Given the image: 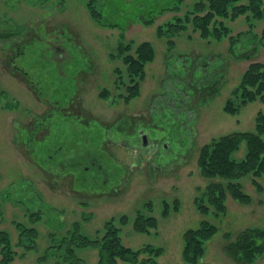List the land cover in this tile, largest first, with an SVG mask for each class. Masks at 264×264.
Instances as JSON below:
<instances>
[{
    "label": "rangeland",
    "instance_id": "rangeland-1",
    "mask_svg": "<svg viewBox=\"0 0 264 264\" xmlns=\"http://www.w3.org/2000/svg\"><path fill=\"white\" fill-rule=\"evenodd\" d=\"M87 1L0 0V229H5L15 241L17 230L13 221L30 224L25 205L18 202L22 194H26L28 205L44 211L42 219L35 223L36 248L17 256L12 264H53L55 259L51 256L38 260L52 243L50 232L59 235L78 221L82 232L94 236L107 219L122 214L130 218L127 224L119 225L123 243L132 248L145 243L163 247L158 264H189L182 258L183 234L204 217L218 230L206 241L199 263L237 264L223 250L225 233L230 232L234 238L245 227L264 228V190L257 192L251 176L241 177L239 182L251 196L250 203L242 204L228 195L225 213L201 215L194 197L197 187L206 186L209 179L199 171L197 154L210 138L252 130L256 113L264 110L261 100L247 103L235 114L223 109L247 66L253 61L264 62V39L253 36L261 34L264 19L246 12L226 20L230 33L237 36L236 55L251 52L256 46L251 58H237L226 37L207 42L191 27L175 35L174 46L167 49L165 37L156 35L157 25L171 19L173 13L154 14L153 23L145 24L139 11L155 12L171 0H96L97 9L116 26L94 21L86 8ZM194 1L182 0L178 13ZM57 35L63 41L58 42ZM142 41L153 43L154 59L145 67L139 94L126 100L120 96L127 93L124 82L130 83L123 58L134 53V47ZM120 42H131V48L121 50ZM21 45L22 54L15 48ZM217 56L219 62L214 66ZM190 57L199 58L201 63L198 69H190L194 75L214 66L213 69L223 71V78L219 92L208 102L199 104L197 95L190 96L185 103L175 105L173 98L166 102V109L172 114L185 111L181 126L188 133L187 144L172 141L162 154L159 152L165 150L163 141L155 142L158 147L150 152L142 145L141 137L136 138L134 147H127L126 142L122 143L126 147L109 144L104 137L106 132H113L115 139L122 137L115 129L118 117L145 122L154 119L158 104L155 95L163 97L164 91L176 86L168 73L186 74V68H191ZM120 72L124 79H118ZM214 76L216 80L218 72ZM38 121L45 124L39 128ZM31 129L38 130L30 153L24 139ZM148 138L150 144L154 142ZM244 151L242 142L233 155L239 159ZM50 155L53 157L49 159ZM48 160L50 171L57 176L41 168ZM59 163H66L64 170L57 168ZM96 166L102 167L101 173ZM158 167L160 170L156 171ZM104 172L108 176L106 188L99 184ZM18 180L25 182L18 184ZM257 181L263 185L264 175ZM10 185V194H6ZM19 189L23 190L17 192ZM174 200L179 202L178 209L163 216V201ZM146 202L151 203V211L144 208ZM136 209L154 215L157 228L147 234L136 232L132 228ZM48 210L56 216L50 217ZM57 217L62 226L59 223L60 227L54 229L52 224ZM48 220L51 224H47ZM15 249L22 251L17 246ZM77 253L85 264L96 263V249L81 248ZM251 264H264V253Z\"/></svg>",
    "mask_w": 264,
    "mask_h": 264
},
{
    "label": "trees",
    "instance_id": "trees-1",
    "mask_svg": "<svg viewBox=\"0 0 264 264\" xmlns=\"http://www.w3.org/2000/svg\"><path fill=\"white\" fill-rule=\"evenodd\" d=\"M86 8L89 16L98 24L103 26H116L115 23H110L111 21L103 16L101 10L97 9L96 0H88L86 2ZM181 10L182 0H171L170 4L160 7L155 12L151 9H145V13H143L141 9L139 15H143L142 19L145 24H152L154 14H161L167 11L173 13L171 19L157 25L156 35L160 38L165 37L168 45L167 49L174 46L173 37L175 35L191 27L193 31H198L199 36L206 39L207 42L226 37L230 43L229 46H231L229 47L230 51L234 52L237 36L230 33L231 29L226 24V20L234 19L236 16L246 12H251L258 19H264V0H196L190 7L183 10L182 13H178ZM260 33V35L253 36L264 39V26ZM56 37H58V42L63 41L59 35ZM255 47L254 45L251 52L245 51L239 56L235 52L234 54L237 58H251ZM15 48H17V52L20 51V54L23 53V45L16 46ZM119 48L121 50H128L131 48V42H128L127 45L120 42ZM154 55L155 48L153 43L150 41H142L134 47V53L124 56L123 62L126 65L125 72L130 83L124 82L127 93H121V95L119 94L120 96L129 100L139 94L140 82L145 75V67L153 61ZM218 58V56L214 57V66L219 62ZM199 65H201L199 58L193 59L190 57L191 68H186V74L181 71L169 72L168 76L172 84L174 83L176 86L171 87V90L167 89V92L164 91L163 97L155 95V98H158V104L155 107L157 109L153 113L155 120L145 122L141 119H136L134 122L135 127L131 126L132 129H142V131L147 132L151 139L168 143V146L163 145V149L165 150L163 152L160 150L159 153L161 154L166 152V149L172 141L174 143L179 142L182 146H185L189 139L188 133L183 131L181 126L186 118L185 111H182L181 114H172L170 109H166V102L170 98H173L172 103L175 105L181 102L185 103L190 96L197 95L199 97V104H202L216 96L222 86L223 71H217L213 69V66L210 70L205 69L202 71L203 73L194 75L190 69L196 70ZM213 70L218 72L219 77L216 80H214L215 72ZM187 74L189 75L186 80ZM119 78L124 79L123 73L120 72L118 74ZM255 100L264 101V62L261 61L251 62L241 73L239 81L232 88L223 109L225 112L235 114L242 106ZM190 112H192V109ZM118 118V120H115V125L126 126L127 124H132L131 118L124 116ZM37 126L41 128L40 124ZM179 129H181V134H179ZM35 130L38 129L27 131V138L26 140L24 139L30 153L34 148ZM165 131L166 133L161 135ZM125 136L126 134L124 133ZM126 138L127 141H125ZM126 138H122L121 140L125 141L127 144L125 142L124 144L128 147L130 146L129 137ZM163 142L162 144L165 143ZM242 142L245 144L244 154L241 158L236 159L233 154L240 150ZM122 143L115 144L123 145ZM143 146L147 149L145 145ZM51 153L54 154V152ZM161 154L158 156L159 158ZM52 157L53 155H50L48 158L50 159ZM157 161L154 158L153 162H156V165ZM50 165L51 162L48 160L47 164L43 167L41 166V168L57 176L58 174L50 171L52 167ZM65 165L66 163H59L57 168L64 170ZM197 165L201 175L209 179L206 186L197 187V193L194 197V204L201 215L204 216L209 213L219 215L225 213V201L228 195L242 204L250 203L251 196L243 190L239 179L249 175L252 178V183L257 192L264 190V184L262 185L257 181L258 178L264 175V110H259L256 113L254 128L252 130L231 131L219 137L210 138L209 141L204 142L198 150ZM159 168L156 171H159ZM101 181H99L100 186L106 188V185H103ZM17 182L18 184H23L25 181L18 180ZM8 187L6 194H10V190L12 189L11 185ZM21 190L23 189H19L17 192ZM20 196L22 198L18 202L25 205L30 224L13 221L17 230V238L15 241L5 229H0V264H12L17 256H23L37 246L38 229L35 227V223L42 219L44 211L39 207L28 205L25 201L26 194ZM145 204L146 207L144 208L151 211V203L146 202ZM178 207L179 202L177 200H174L172 203L163 201L162 215L166 216L171 210L176 211ZM47 212H49L50 217L56 216V213L52 210H48ZM85 216L83 217L87 218ZM58 218L57 222L52 224L54 229L62 226ZM129 219L126 214H122L117 218L111 217L104 222L103 227L97 230L94 236L86 235L82 232L79 222L74 221L66 231L59 235L56 232L49 233L52 243L47 246L45 253L38 260H43L47 256H51L55 259L53 264H85L82 257L78 255L77 249L90 247L96 249L95 264H158L157 259L163 253V247L145 243L140 247L132 248L123 243L119 225L127 224ZM49 222L51 224L49 220L47 224ZM132 228L136 232L151 233V230L157 228V219L150 213H143L141 209H136L132 218ZM217 230V225L206 217L200 219L196 227L185 230L182 247L183 260L189 264H210L209 262L199 263V260L205 252L206 241L214 236ZM231 237L232 234L230 232L225 233L227 241L223 250L237 264H251L264 253L263 227H245L239 230L234 238ZM16 246L22 251H17L15 249Z\"/></svg>",
    "mask_w": 264,
    "mask_h": 264
},
{
    "label": "flooded vegetation",
    "instance_id": "flooded-vegetation-1",
    "mask_svg": "<svg viewBox=\"0 0 264 264\" xmlns=\"http://www.w3.org/2000/svg\"><path fill=\"white\" fill-rule=\"evenodd\" d=\"M23 73H25V72H23ZM77 116V115H76ZM132 119V118H131ZM131 122H132V124H127L126 126H123V125H115V129H116V132H118V133H120L121 134V136H122V138H126V137H128V135L129 134H132L131 136H129V142H130V145L132 146V147H134V145L136 144V143H134V142H136V138H139V137H141V140L143 141V135H145L146 136V147H147V151H149V150H152V148L153 147H155V149H157V147H156V145L154 144L155 142L156 143H158V141H156V139H152L154 142L153 143H151L150 144V142H149V138H148V133L147 132H144V131H142V129H132L131 128V126L133 127L134 125H135V121H133V119L131 120ZM38 124H40V126H42L44 123H42L41 121H38ZM135 127V126H134ZM115 132V133H116ZM124 133L126 134V136L124 137ZM114 136H115V134L113 133V132H106L105 133V135H104V137L106 138V139H108V142H109V144L110 143H112V144H115V143H120V142H125V141H127V138L125 139V141H123V140H121L122 138H120V139H115L114 138ZM148 138V139H147ZM128 142V143H129ZM106 143V142H105ZM167 143L165 142L163 145L165 146ZM103 146V145H102ZM103 149V148H102ZM150 152V151H149ZM93 163V162H92ZM93 166L94 165H97V163L96 164H92ZM96 168H97V170L101 173L102 172V170H101V166H96ZM85 169H87V167H85ZM107 174V172H104L102 175H103V179H105V180H103V179H101L102 181L101 182H103V185L105 184H107V179H108V176L106 177L105 175ZM102 188H104V186L102 187ZM108 189V188H107ZM109 190L110 191H114L115 189H111V188H109ZM115 192V191H114ZM119 194V193H118Z\"/></svg>",
    "mask_w": 264,
    "mask_h": 264
},
{
    "label": "water",
    "instance_id": "water-1",
    "mask_svg": "<svg viewBox=\"0 0 264 264\" xmlns=\"http://www.w3.org/2000/svg\"><path fill=\"white\" fill-rule=\"evenodd\" d=\"M143 145H146V136L143 135Z\"/></svg>",
    "mask_w": 264,
    "mask_h": 264
}]
</instances>
